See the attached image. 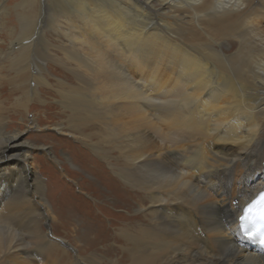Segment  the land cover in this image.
<instances>
[{
  "label": "bare ground",
  "instance_id": "bare-ground-1",
  "mask_svg": "<svg viewBox=\"0 0 264 264\" xmlns=\"http://www.w3.org/2000/svg\"><path fill=\"white\" fill-rule=\"evenodd\" d=\"M55 5L58 38L44 36L43 11L33 28L22 25L11 51L0 50V264H264V252L239 232L242 207L264 189V0ZM5 83L21 92L20 114L32 113L28 127L42 126L32 104L46 110L57 97L69 132L83 134L82 144L137 197L132 204L111 194L108 206L126 214L111 216L112 241L79 224L78 243L46 233L60 219L42 176L26 169L39 145L9 129ZM96 180L102 190L116 185Z\"/></svg>",
  "mask_w": 264,
  "mask_h": 264
},
{
  "label": "rangeland",
  "instance_id": "rangeland-1",
  "mask_svg": "<svg viewBox=\"0 0 264 264\" xmlns=\"http://www.w3.org/2000/svg\"><path fill=\"white\" fill-rule=\"evenodd\" d=\"M29 1L30 3L28 2L27 4L23 0H4L5 10L3 11V14L2 13L0 14V50L1 51H6V52L11 51L9 49H12L15 46L16 42L19 41L18 36L21 31L22 25L27 20H29L32 23L31 28H33L37 16L43 11L44 12L38 16V22L41 23L40 27L43 30L44 36L46 38H51V39L58 38V36L54 35L53 31L51 30L53 28L52 24L59 18V15L56 12L57 11L55 5L56 0H49V4H47L46 6L47 8H44L45 0L43 1L29 0ZM31 2H33L34 5L32 14L29 9L31 7ZM6 12L7 14H5ZM37 31L39 32V29H37ZM40 35L37 37L36 33L33 34L32 37L35 38L34 42H36L39 39ZM57 43H58L57 41H54V44ZM10 58L12 59V56H10ZM2 62L4 63V61ZM3 75H6L5 77H11V74H9L8 72H4ZM5 84L6 87L5 85H3L2 87L4 93L3 96L4 97L6 96L4 98L5 110L3 112L8 117L7 121L10 124L9 129L12 130L14 128L17 129L18 127L21 128V130H23L21 142L26 143L28 141H31L35 144H38L40 147L39 149L36 148L35 150H33L32 156L27 160L26 169L28 170V174L30 170H32L39 172L40 176H42L43 180L40 189L44 193L45 199L47 200L48 204H50L51 207L52 206L54 207V211H56L57 214V215L55 214L56 217H58L62 221H65L64 223L65 226L67 227V228L66 227L63 228L61 221L57 220L55 223L56 225L54 224L53 227H49L50 224L48 223L46 224V228H47L46 233H48V235L50 236L51 235L54 236L56 241L58 240L60 241L61 237L64 238L67 237L69 240H71V242L78 243L82 238L80 237V235L75 233L74 228L76 227L75 226L76 224H79V226L84 228L87 233H90V235L93 231L92 236L96 237L95 239L97 238L101 239L102 242L105 240H106L105 242L112 241L109 237H107L109 236L110 233L112 232L114 233L113 229L110 226L111 224H114V221L113 219H111V216H113L114 214L116 215L117 213H122V215H126L123 212V209L120 208L121 209L120 210L117 209L119 207L112 208L108 206V204H110V200L112 198L113 193H116L118 197H120V199H122L125 203L133 204L132 200L135 201L137 197L131 196L126 191V188H123V185L120 183L121 181L118 180V178L114 176L113 173H111L108 165H106L104 161L100 159H96L95 156H93L92 152H90L89 149H87L86 146L82 144L80 138H84L83 134H79V132H74V134H71L69 132L71 131L68 128V120H69L68 115L70 113L65 108L63 109V107L60 104H58L59 99L57 97H52L47 101L51 107H49V109L46 110L45 109L41 110V108L37 104H32L33 108H35L36 110L38 109V111L33 110L32 112L37 115L38 121L40 122L39 124L42 126L36 128L28 127V125L31 126L32 113H30L29 115L28 113L25 114V112L23 114H20L19 107L16 105V100H18L16 98L20 96L21 92H19L18 90H13V86L10 85L9 83H5ZM31 85L33 86V83H31ZM46 87L50 89H55V87H52L51 85ZM25 119L27 122H25ZM59 124L62 125V127H64L62 131H58L56 129V125ZM41 145H43L44 148H42ZM79 146L80 149H78ZM51 156H54L56 160L59 161V163H57L55 160H52ZM79 166L83 172L79 171ZM69 170H71V172H69ZM103 171H105V173ZM95 180L96 182L98 181L105 182L106 185H109V183L110 184L116 183V185L113 184L114 187L111 188L108 187L109 190H107L104 187L107 191V194L105 195L103 194L105 189L102 190L100 188H97V186L94 184ZM81 183H84L82 187L80 186ZM89 188L92 189L95 188L96 190L99 189L97 190V196L95 195L92 196L91 193L92 189L90 190ZM113 188L117 190L115 191ZM13 190L14 189H12V191L10 192L9 194L10 196L14 194ZM32 192L34 193L33 199L38 200L37 195L35 193L36 190L34 188L32 189ZM37 205L39 208H42L40 202ZM80 209L89 213L92 212V216H96V217L98 216L100 219L97 218L95 221H93L89 219V216H87L86 219L84 220V217ZM96 211L100 215H98ZM133 212L134 211H132V213ZM105 213L106 214L109 213L107 214L108 216ZM61 214L63 217L61 216ZM64 217L65 219H63ZM98 219L100 221H98ZM110 219H111V224L109 223ZM82 221L88 223L89 225L88 229ZM102 222H105V226L103 225ZM42 226L45 229V225L42 224ZM101 229L103 230L101 231ZM96 232H99L101 234L99 233L96 234ZM62 245H64V242ZM68 252L74 256V253L72 254L70 250H68Z\"/></svg>",
  "mask_w": 264,
  "mask_h": 264
},
{
  "label": "snow or ice",
  "instance_id": "snow-or-ice-1",
  "mask_svg": "<svg viewBox=\"0 0 264 264\" xmlns=\"http://www.w3.org/2000/svg\"><path fill=\"white\" fill-rule=\"evenodd\" d=\"M239 216V227L243 230L245 237L255 239L259 237L261 244H264V191L259 193L243 209Z\"/></svg>",
  "mask_w": 264,
  "mask_h": 264
}]
</instances>
